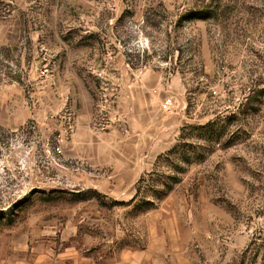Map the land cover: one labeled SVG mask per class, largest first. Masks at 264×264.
Returning a JSON list of instances; mask_svg holds the SVG:
<instances>
[{
	"label": "rangeland",
	"instance_id": "rangeland-1",
	"mask_svg": "<svg viewBox=\"0 0 264 264\" xmlns=\"http://www.w3.org/2000/svg\"><path fill=\"white\" fill-rule=\"evenodd\" d=\"M0 264H264V0H0Z\"/></svg>",
	"mask_w": 264,
	"mask_h": 264
},
{
	"label": "trees",
	"instance_id": "trees-1",
	"mask_svg": "<svg viewBox=\"0 0 264 264\" xmlns=\"http://www.w3.org/2000/svg\"><path fill=\"white\" fill-rule=\"evenodd\" d=\"M199 14H201V11H197L194 13V16H198ZM171 186L170 185H165V189H163V191H161L160 195H164V193H166L168 190H170Z\"/></svg>",
	"mask_w": 264,
	"mask_h": 264
},
{
	"label": "built area",
	"instance_id": "built-area-1",
	"mask_svg": "<svg viewBox=\"0 0 264 264\" xmlns=\"http://www.w3.org/2000/svg\"><path fill=\"white\" fill-rule=\"evenodd\" d=\"M168 105H169V100L164 101L163 106L166 107ZM56 150L59 152V148L58 147H56Z\"/></svg>",
	"mask_w": 264,
	"mask_h": 264
},
{
	"label": "bare ground",
	"instance_id": "bare-ground-1",
	"mask_svg": "<svg viewBox=\"0 0 264 264\" xmlns=\"http://www.w3.org/2000/svg\"><path fill=\"white\" fill-rule=\"evenodd\" d=\"M154 103V102H153ZM152 104V103H151Z\"/></svg>",
	"mask_w": 264,
	"mask_h": 264
}]
</instances>
